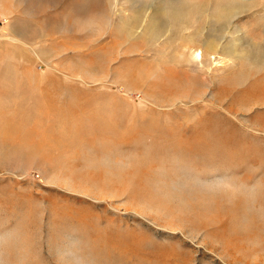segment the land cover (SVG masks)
<instances>
[{
    "label": "rangeland",
    "instance_id": "obj_1",
    "mask_svg": "<svg viewBox=\"0 0 264 264\" xmlns=\"http://www.w3.org/2000/svg\"><path fill=\"white\" fill-rule=\"evenodd\" d=\"M0 264H264V0H0Z\"/></svg>",
    "mask_w": 264,
    "mask_h": 264
},
{
    "label": "bare ground",
    "instance_id": "obj_2",
    "mask_svg": "<svg viewBox=\"0 0 264 264\" xmlns=\"http://www.w3.org/2000/svg\"><path fill=\"white\" fill-rule=\"evenodd\" d=\"M196 52V51H195ZM203 52L200 50H198V52L196 53V55H197V57L199 58V59H201V58H203L204 56H203Z\"/></svg>",
    "mask_w": 264,
    "mask_h": 264
}]
</instances>
